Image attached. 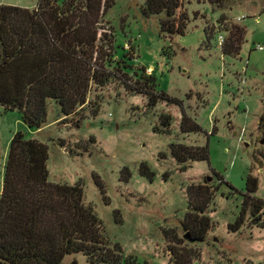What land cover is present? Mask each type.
Instances as JSON below:
<instances>
[{
	"label": "rangeland",
	"instance_id": "rangeland-1",
	"mask_svg": "<svg viewBox=\"0 0 264 264\" xmlns=\"http://www.w3.org/2000/svg\"><path fill=\"white\" fill-rule=\"evenodd\" d=\"M143 4L114 0L106 12L97 44L103 56L112 57L107 69L117 77L103 87L92 85L86 104L75 113L63 116L48 100L46 122L34 130L18 111L0 107V191L11 139L20 132L47 145L49 181L79 183L84 204L93 209L106 236L136 264H168L170 249L194 252L191 264H264V228L252 225L247 213L241 229L231 231L249 174L258 180L255 195L264 200V135L258 129L264 114V0H224L221 7L183 0L187 28L184 35L171 37L160 31L163 16L145 17ZM1 5L36 8L35 0H0ZM235 26L245 30L240 52L222 55L221 46ZM205 29L212 30L209 43ZM117 62L126 63L130 75L145 68L158 92L180 100L202 131L181 132L180 106L159 101L149 107L144 96L128 92L118 79ZM162 113L172 116L168 133L155 131ZM172 143L208 145L209 160L189 162L182 170L170 153ZM142 163L152 181L140 174ZM125 168L131 174L128 182L120 180ZM190 185L215 190L207 211L212 227L197 244L183 240L181 229ZM170 230L174 233L167 239ZM173 234L183 242L169 241ZM73 260L89 264L80 253L65 257L66 264Z\"/></svg>",
	"mask_w": 264,
	"mask_h": 264
},
{
	"label": "trees",
	"instance_id": "trees-1",
	"mask_svg": "<svg viewBox=\"0 0 264 264\" xmlns=\"http://www.w3.org/2000/svg\"><path fill=\"white\" fill-rule=\"evenodd\" d=\"M206 1L217 7L224 2ZM35 2L34 10L0 6V107L4 111H18L28 128L39 130L46 122L48 100L55 101L63 116H69L86 104L92 85L103 87L117 76L107 69L112 57L105 54V58L97 44L99 26L114 0ZM182 5L183 0H144L142 12L147 18L163 16L160 20L162 34L182 36L188 24ZM244 34V28L233 27L221 46V54L237 56ZM212 35V30H204L207 43ZM122 63L116 64L121 73L118 79L128 92L144 96L149 107H155L159 101L180 106L181 132L202 131L186 114L180 100L158 92L155 78L146 75L145 68L133 70L130 75L125 71L129 66ZM171 123L172 116L162 113L160 127L155 131L168 133ZM258 129L264 135V114L259 119ZM170 153L182 170L187 169L189 162L209 160L208 145L172 143ZM47 160V145L26 139L20 132L13 135L2 169L0 264H66V256L78 253L84 255L89 264H136L133 256H125L120 244L106 236L93 209L84 204L79 183L67 185L49 181ZM140 174L152 181L153 174L145 163L140 165ZM130 177L128 169L121 171V181L128 182ZM100 184L97 182L102 190ZM257 189V178L249 174L239 217L231 231L241 229L247 213L252 225L264 228L261 219L264 200L255 195ZM214 191L204 185H190L187 189L188 212L181 229L193 240L191 244L202 243L212 227L207 211ZM171 240L176 244L183 242L175 239V234ZM169 252L168 264H191L197 258L192 251L183 253L170 249ZM68 264L78 263L73 260Z\"/></svg>",
	"mask_w": 264,
	"mask_h": 264
},
{
	"label": "water",
	"instance_id": "water-1",
	"mask_svg": "<svg viewBox=\"0 0 264 264\" xmlns=\"http://www.w3.org/2000/svg\"><path fill=\"white\" fill-rule=\"evenodd\" d=\"M261 143H263V142H261ZM206 180H207V181H210L211 178H206ZM183 239L187 240V241L190 242V243H193V240H191L187 234H185V235L183 236Z\"/></svg>",
	"mask_w": 264,
	"mask_h": 264
},
{
	"label": "built area",
	"instance_id": "built-area-1",
	"mask_svg": "<svg viewBox=\"0 0 264 264\" xmlns=\"http://www.w3.org/2000/svg\"><path fill=\"white\" fill-rule=\"evenodd\" d=\"M219 41L222 42V37L221 36H219ZM257 49L258 50H263V47L262 46H259Z\"/></svg>",
	"mask_w": 264,
	"mask_h": 264
}]
</instances>
